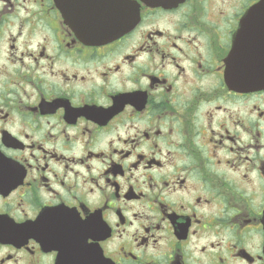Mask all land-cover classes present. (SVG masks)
Returning <instances> with one entry per match:
<instances>
[{
  "label": "flooded vegetation",
  "instance_id": "obj_1",
  "mask_svg": "<svg viewBox=\"0 0 264 264\" xmlns=\"http://www.w3.org/2000/svg\"><path fill=\"white\" fill-rule=\"evenodd\" d=\"M128 1L0 0V264H264V0Z\"/></svg>",
  "mask_w": 264,
  "mask_h": 264
},
{
  "label": "water",
  "instance_id": "obj_2",
  "mask_svg": "<svg viewBox=\"0 0 264 264\" xmlns=\"http://www.w3.org/2000/svg\"><path fill=\"white\" fill-rule=\"evenodd\" d=\"M72 1L76 2L77 6L82 9V21L85 23V27L79 31L83 37L107 41L131 29L129 22L134 13L128 0L124 1V8L120 11V19L112 18L111 13L105 9L104 0ZM127 24L128 26H126ZM237 63L236 68L239 71L238 76L241 79L244 77L241 72L242 68H245L247 71V78L243 87L248 89L264 88V52L261 57L249 59L241 63L237 60Z\"/></svg>",
  "mask_w": 264,
  "mask_h": 264
}]
</instances>
